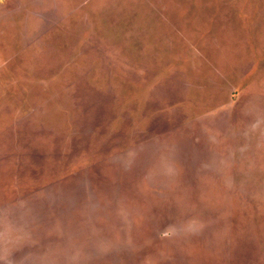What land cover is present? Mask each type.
I'll return each instance as SVG.
<instances>
[{"label": "rangeland", "instance_id": "rangeland-1", "mask_svg": "<svg viewBox=\"0 0 264 264\" xmlns=\"http://www.w3.org/2000/svg\"><path fill=\"white\" fill-rule=\"evenodd\" d=\"M0 264H264V0H0Z\"/></svg>", "mask_w": 264, "mask_h": 264}]
</instances>
